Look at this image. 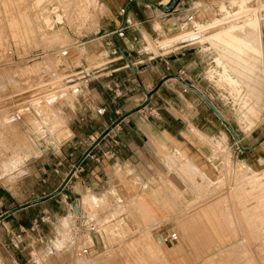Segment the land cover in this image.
Returning a JSON list of instances; mask_svg holds the SVG:
<instances>
[{
  "label": "rangeland",
  "instance_id": "obj_1",
  "mask_svg": "<svg viewBox=\"0 0 264 264\" xmlns=\"http://www.w3.org/2000/svg\"><path fill=\"white\" fill-rule=\"evenodd\" d=\"M197 3L201 16L192 24L168 35L160 31L158 38L145 33L148 44L142 48L167 54L189 45L186 49L195 51L202 65L194 87L229 122L239 143L199 96L206 118L216 119L219 126L210 138L194 129L202 137L203 151L196 159L200 167L186 154H172L170 171L182 186L170 182L169 199L159 202L163 205L159 213L139 206L142 201L137 199L120 201L116 193L112 200L103 197L98 202L93 195L84 197L85 209L95 218L90 215L93 221L83 222L88 229L95 228L91 233L95 239L82 264H264V0ZM103 19L102 0H0V185L25 179L33 158L69 135L70 107L83 98L81 71L102 64L108 54L101 39ZM251 27L256 30L253 45L259 47L253 56L259 65L249 81L255 87L238 93L209 73L217 68L220 56L216 40ZM168 79L178 78L170 76L164 82ZM244 101H249L247 106ZM234 102L238 110H233ZM242 114H247L244 119ZM67 220L65 233L71 240L82 229L75 215L58 226ZM173 233L178 236L174 242L168 239ZM160 236L168 240L163 242ZM77 260L81 262L75 256V264Z\"/></svg>",
  "mask_w": 264,
  "mask_h": 264
},
{
  "label": "crops",
  "instance_id": "obj_2",
  "mask_svg": "<svg viewBox=\"0 0 264 264\" xmlns=\"http://www.w3.org/2000/svg\"><path fill=\"white\" fill-rule=\"evenodd\" d=\"M170 1L102 0L101 39L108 54L102 64L81 71L79 79L85 85L79 97L83 98L82 103L70 107L69 136L41 150L25 179L10 186L0 185V216L20 208L0 222V264H73L83 235L74 233L70 240L65 233L70 221L60 223L64 230L58 224L75 215L80 228H87V222L93 219H88L91 214L85 209L84 197L93 195L98 202L103 197L112 200L116 193L120 201L137 199V203H143L139 206L159 213L163 207L159 202L169 199L170 182L182 186V180L171 173L169 160L183 153L200 167L196 159L203 151L202 137L194 129L210 138L219 128L216 119L206 118L199 95L184 89L183 83L194 87L193 80L200 81L201 61L195 51L186 49L189 45L167 54H155L142 45L147 43L145 33L158 38L162 37L160 31L168 35L192 24L201 16V5L196 3L210 6L214 0H175L173 8L163 9ZM123 7L126 13L120 15ZM123 25L127 27L124 38L113 34ZM149 63L152 66L143 69ZM170 76L179 78L164 82ZM183 96L190 99L188 104ZM99 108L106 112L97 114ZM105 132L63 190L54 194ZM204 174L212 176L210 172ZM74 203L79 206L78 214L74 213ZM35 221L40 227L26 236V249H13L9 244L11 233L30 229ZM93 239L88 237L94 245ZM64 256L71 260L59 258ZM80 259L77 264L83 263L84 258Z\"/></svg>",
  "mask_w": 264,
  "mask_h": 264
},
{
  "label": "bare ground",
  "instance_id": "obj_3",
  "mask_svg": "<svg viewBox=\"0 0 264 264\" xmlns=\"http://www.w3.org/2000/svg\"><path fill=\"white\" fill-rule=\"evenodd\" d=\"M166 2V1H165ZM168 2V1H167ZM242 2V1H241ZM244 3V2H242ZM61 9V8H60ZM54 10V9H53ZM55 12V11H54ZM62 16V15H61ZM61 16L58 15L57 19L59 18V20L61 19ZM67 17V16H66ZM29 18V17H28ZM27 20V19H25ZM48 21V19H46ZM59 20H56V21H59ZM46 21V22H47ZM61 21V20H60ZM220 20H216L215 22L218 23ZM50 22V21H49ZM197 22V21H196ZM26 23V22H25ZM198 23V22H197ZM48 24V23H47ZM197 25V24H196ZM195 26V25H194ZM199 26V25H198ZM51 27V26H50ZM213 27V26H212ZM198 28V27H197ZM202 28V27H201ZM204 28V27H203ZM202 28V29H203ZM209 28V27H208ZM199 28V31L202 30ZM241 30V29H240ZM197 31V32H199ZM258 31V30H257ZM189 32V31H188ZM225 32V31H224ZM223 32V33H224ZM256 30L254 27H251L249 29H245V30H241L239 31V34L236 35V36H233V35H227L225 36V38H218L216 40V48L218 49V52H220V56L218 59H216V66L217 68H214L210 71V75L211 77H214V76H217L218 77V80L220 82H224V84H226L227 86L231 87L232 90H235L234 92L238 91V93H241V91H244L246 90V86L248 87H251L250 86V82L251 81V77L254 76V73L256 71V67L257 64H258V61L255 60L254 61V52L256 51L259 52V47H256V45L254 46L253 45V41L256 40V34H255ZM187 33V32H186ZM184 33V34H186ZM226 33V32H225ZM224 33V34H225ZM238 33V32H237ZM236 33V34H237ZM193 33L190 32V34L188 33L187 36L191 35ZM220 34V33H219ZM228 34V33H227ZM218 35V34H217ZM216 35V36H217ZM221 35V34H220ZM214 36V35H213ZM238 36V38H237ZM175 37H180V36H175ZM211 37V35H210ZM46 38V37H45ZM212 38V37H211ZM214 38V37H213ZM35 39V38H34ZM175 39V38H174ZM179 39V38H177ZM231 39V40H229ZM205 40V39H204ZM207 40V39H206ZM259 40V38H258ZM173 41V40H172ZM229 41V42H228ZM259 43V42H258ZM256 43V44H258ZM255 44V43H254ZM260 44V43H259ZM214 45V44H213ZM215 61V60H214ZM259 65V64H258ZM258 71V70H257ZM254 80L252 79V82ZM248 82V84H247ZM253 84V83H252ZM254 86V85H253ZM252 86V87H253ZM249 88V89H252ZM255 87V86H254ZM247 91H251V90H248L247 88ZM254 91V90H253ZM252 92V91H251ZM244 93V92H243ZM250 93V92H249ZM247 95V97L251 94ZM253 93V92H252ZM234 94V93H233ZM237 94V93H236ZM247 94V93H245ZM255 94V93H253ZM252 94V95H253ZM243 95V94H242ZM241 96V95H240ZM239 96V97H240ZM246 97V96H245ZM257 97V96H256ZM241 98V97H240ZM239 98V99H240ZM252 99H254V95L253 97L251 96ZM246 99V98H244ZM250 99V97H249ZM248 99V100H249ZM57 100V99H56ZM48 101V99H47ZM51 101V100H50ZM242 101V100H241ZM252 101V100H251ZM54 102V101H53ZM237 102V101H236ZM240 102V101H239ZM256 102H257V99H256ZM45 103V102H44ZM243 103V102H242ZM249 103L244 101L243 105L247 106V104ZM253 103V102H252ZM251 103V104H252ZM47 104V103H46ZM50 104V102H49ZM240 104V103H239ZM257 104V103H256ZM237 104L234 102V104H232V108L233 110H238V107L235 108ZM251 107V106H250ZM243 108V106H242ZM245 109L246 108H249L248 107H244ZM251 109V108H250ZM253 109V108H252ZM243 111V109H241ZM248 109L244 110V111H247ZM253 111V110H252ZM255 111V110H254ZM252 112L255 113V112ZM240 112V111H239ZM239 112H236V114H240ZM248 112V111H247ZM250 114H251V111H249ZM244 113V112H243ZM243 115V114H242ZM247 115V114H246ZM245 115V116H246ZM254 115V114H253ZM245 116L243 115V119L245 118ZM255 116V115H254ZM224 117V116H223ZM251 117V116H250ZM253 118V117H252ZM247 119V118H246ZM239 120V119H238ZM240 120L242 121V117H240ZM249 120V119H248ZM62 121V120H60ZM245 121V120H243ZM247 121V120H246ZM240 122V121H239ZM249 125V124H248ZM41 126V125H40ZM55 126H58L57 124ZM62 126V125H61ZM251 126V125H250ZM53 127V126H52ZM63 127V126H62ZM65 127V126H64ZM46 128V127H44ZM54 128V127H53ZM52 128V129H53ZM50 129V128H49ZM58 129V128H57ZM47 130V129H45ZM68 130V129H66ZM42 131V130H41ZM67 132V131H66ZM52 133V131H51ZM60 133V132H59ZM62 133V132H61ZM60 133V134H61ZM65 133V132H64ZM68 133V132H67ZM48 134V133H47ZM70 134V133H69ZM63 135V134H62ZM69 136V135H68ZM66 136V137H68ZM62 137H65L62 136ZM61 139V138H60ZM224 139V138H222ZM53 140V139H52ZM58 140V139H57ZM6 141V140H5ZM25 141V140H24ZM56 142V140H55ZM57 144H60L57 142ZM218 144V143H217ZM259 182V181H258ZM262 205V204H261ZM258 206V205H257ZM263 206V205H262ZM255 207V206H254ZM263 208V207H262ZM259 213V212H258ZM264 218V217H263ZM263 220V219H262Z\"/></svg>",
  "mask_w": 264,
  "mask_h": 264
},
{
  "label": "built area",
  "instance_id": "obj_4",
  "mask_svg": "<svg viewBox=\"0 0 264 264\" xmlns=\"http://www.w3.org/2000/svg\"><path fill=\"white\" fill-rule=\"evenodd\" d=\"M125 13H126V9L124 7L120 9L119 11L120 15H123ZM126 29L127 27L123 25L119 29L115 30L113 34L118 35V37L120 38H124L126 36ZM96 112L99 115H103L106 112V109L99 108L97 109ZM73 174H75V172ZM38 229H39V222L35 221L30 229L21 228L19 231L12 232L10 235V242H9L10 246L17 251H24L26 249V247L24 246L26 241V236L28 235V233L37 232ZM93 231H95L94 227H91L90 229L86 228L85 230L78 231L79 233H82L81 235H84L85 240L81 239L78 241V245L76 249L77 252L75 254L77 258L79 257L87 258L90 255L91 245H90V241H88V237L91 236V233ZM159 238H163V237L160 236ZM168 239L174 242L178 240V236L176 233H173L168 236ZM168 239L163 238V242H166Z\"/></svg>",
  "mask_w": 264,
  "mask_h": 264
},
{
  "label": "water",
  "instance_id": "obj_5",
  "mask_svg": "<svg viewBox=\"0 0 264 264\" xmlns=\"http://www.w3.org/2000/svg\"><path fill=\"white\" fill-rule=\"evenodd\" d=\"M175 0H171L167 5H163L162 8L165 10H170L171 8H173V6L175 5ZM152 64H148L146 66L143 67V69L147 68V67H151ZM175 78H179L178 76H174ZM183 85L186 88H189L190 90L194 91L195 93H197L201 99L214 111V113L223 121V123L225 124V127L229 130V132L233 135L234 139L239 143L237 134L235 132V130L232 128V126L229 124V122L223 117V115L219 112V110H217V108L213 105V103L211 101H209L197 88L188 85L186 83H183ZM110 130V129H108ZM107 132L103 133L98 140L92 145V147L86 151V153L83 155V157L74 165L73 169L70 171V173L67 175L66 179L64 180V182L62 183V185L60 186L59 189H57L55 191L54 194H59L63 188L66 186V184L68 183V181L72 178L73 173L76 171L77 168H79V166L81 165L82 161L85 159V157L90 153V151L93 149V147L106 135ZM264 138L261 140L263 141ZM20 208H15L13 210H10L8 212H6L5 214L0 216V222L2 220H4L5 218H7L9 215H11L12 213L18 211ZM73 210L75 214L79 213V206L77 203H74L73 205Z\"/></svg>",
  "mask_w": 264,
  "mask_h": 264
}]
</instances>
